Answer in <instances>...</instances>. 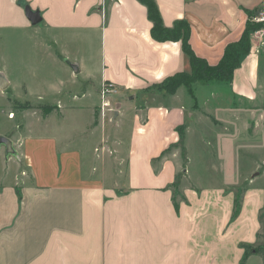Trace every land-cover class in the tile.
I'll list each match as a JSON object with an SVG mask.
<instances>
[{"label":"crops","instance_id":"obj_1","mask_svg":"<svg viewBox=\"0 0 264 264\" xmlns=\"http://www.w3.org/2000/svg\"><path fill=\"white\" fill-rule=\"evenodd\" d=\"M154 1L166 26L189 22L194 52L211 65L241 38L249 13L259 15L264 8V0ZM26 5L40 11V23L29 20ZM152 26L139 0H0V32L31 33L55 60L79 64L78 74L70 66L68 72L84 74L82 80L75 77L71 89L59 80L34 99L30 85H21L22 98L14 78L0 70V78L9 82L0 91V114L12 120L34 115V122L22 120L10 128L0 120V135L11 138L19 154L6 156L5 146L0 148V264H264V254L257 252L244 259L243 246L264 248V183L249 182L236 217L237 182L185 183V169V181L176 185L183 164L170 152L182 140L180 127L196 114L183 97L154 85L190 71L191 64L180 41H156ZM263 54L264 33L252 37L250 54L234 72V95L257 99L264 88ZM104 82L114 87L106 98L110 103L123 95L135 99L127 120L113 125L121 140L128 136L127 150L114 151V166L107 163L105 149L97 150L108 136V119L98 118ZM77 87L99 94L100 102L75 107L41 95H63ZM10 93L31 107L10 116ZM34 101L61 111L38 116L32 110L41 105ZM118 104L124 106L123 98ZM69 112H86L84 129L75 119L76 128L65 132ZM176 186L184 196L178 208Z\"/></svg>","mask_w":264,"mask_h":264},{"label":"rangeland","instance_id":"obj_2","mask_svg":"<svg viewBox=\"0 0 264 264\" xmlns=\"http://www.w3.org/2000/svg\"><path fill=\"white\" fill-rule=\"evenodd\" d=\"M252 37H257V35L254 33ZM37 43L38 37L31 33L0 32V70L7 71L14 78L16 91L20 97L25 98V89L21 86L23 83L31 86L34 99H37L40 95L39 92H44L50 83L62 80L67 88L71 89L75 77H79L80 80L83 79L84 74L78 76L68 72L67 67H69V64L67 60L62 62L55 60L51 55L43 52ZM261 78L264 81V64ZM0 80L5 83L7 79L0 78ZM6 82V87L0 86V91L8 88L9 82ZM192 87L193 95L188 92L186 87H180L174 94L183 97L190 110L196 114V117L188 124L186 123L180 127L182 140L170 152L171 155L172 153L178 154L180 162L183 164L176 185H180L185 181V179L183 181L181 179L185 174V169H188L190 180L185 183L191 182L203 187L219 185L218 179L226 178L229 182L238 183V186L234 187L235 200L238 199L242 206L249 182L254 181L253 183H256V185L264 183V88L260 87L258 97L255 99V97L248 95H243L244 98L234 95L229 82L199 80ZM72 90L63 95L56 93H42L41 95L46 99L51 98V102L55 103H58L59 98H61L63 102H67L65 104L75 107L100 102L99 94L94 93L92 90L90 95L85 94L84 87ZM9 95L12 104L11 110L8 112L9 115L10 112L14 116L19 109L30 108L29 105L32 102H18L12 100V93ZM110 97H112L111 93L106 98ZM120 97L125 102L124 106L118 104L121 99L118 96L111 103L109 99H106L108 105L105 106L104 112L106 119H108L106 126L108 136H106V140L98 144L99 149H97L99 152L105 149L103 152L107 158L106 161L112 163V166L116 164L115 156L117 152L114 151L120 149L125 151L128 148V136L121 140L118 136L121 132L116 131L113 125L116 122L118 124L119 120H127L133 112L131 102L135 100L127 95ZM33 103H36L35 105L40 104L45 109H51L52 111L49 113L51 115L48 114L50 117L55 113L59 115L61 111L60 107H54L50 103L43 104L40 101H34ZM37 108L32 110V113L38 116H40V113L44 115L42 110L39 107ZM120 110L124 112V116L120 115ZM116 111H118L117 115H115ZM84 113L86 112H69L68 119L63 122L65 132H68L71 128H76L77 120H80L77 125L78 129H84L86 122V114ZM99 114L98 118H102V107ZM73 115H75L74 118ZM0 117V120L4 123V128H10L23 120L19 116L14 120L9 119L7 115L0 114ZM109 119H111V122ZM24 120L23 122L29 120L34 122V115L30 114L28 119L24 118ZM47 127L52 128L53 123H48ZM124 134H127L126 128ZM129 138H131L130 135ZM105 146L107 147L105 148ZM89 148V153L93 154L91 153L93 147L90 146ZM95 160L97 165L101 167V161L96 157ZM127 164L122 163V171H126ZM125 175L128 177L126 173L122 174V177L120 176L122 182ZM122 185L124 186V184ZM175 190H177V186L174 188ZM178 192L180 195L182 194V191L178 190ZM260 216L262 219L264 218V208L260 210Z\"/></svg>","mask_w":264,"mask_h":264},{"label":"trees","instance_id":"obj_3","mask_svg":"<svg viewBox=\"0 0 264 264\" xmlns=\"http://www.w3.org/2000/svg\"><path fill=\"white\" fill-rule=\"evenodd\" d=\"M148 8V16L153 22L151 28L152 37L159 42L164 41H180L184 53L189 58L191 69L190 71L177 72L172 76L167 77L161 83L154 85L164 92L174 95L180 87H186L190 94L193 93L192 85L199 81L216 80L222 83L231 82L235 70L240 67L242 61L247 57L252 48V35L264 28L263 22H256L254 18L257 13H249V19L241 38L238 41L231 42L226 46L225 52L217 65H211L205 58L198 56L190 43L191 26L187 20H177L173 26H166L163 22L162 16L158 6L154 0H139ZM24 107V106H23ZM28 107V106H27ZM31 107V105H29ZM44 115H48L52 110L45 109L39 106ZM178 189L174 191V204L178 208L180 203L178 200ZM241 202L235 200L234 217L238 216L240 212ZM245 256L248 257L251 252H257L260 255L264 254L263 247H254L250 244H244Z\"/></svg>","mask_w":264,"mask_h":264},{"label":"water","instance_id":"obj_4","mask_svg":"<svg viewBox=\"0 0 264 264\" xmlns=\"http://www.w3.org/2000/svg\"><path fill=\"white\" fill-rule=\"evenodd\" d=\"M25 12L27 17L29 18V20L33 23V24H38L42 21V16L40 11L38 10H33L29 5L25 6ZM69 66L73 69V72L75 74H78L80 72V68H79V64L78 63H72L68 61ZM1 81V80H0ZM7 82L5 81H1L0 86L1 87H6ZM118 114V111L115 112V115ZM4 145L5 146V154L6 156L9 155H14L16 157L19 156L17 150L14 147V142L11 138L4 136V135H0V148L1 146Z\"/></svg>","mask_w":264,"mask_h":264},{"label":"built area","instance_id":"obj_5","mask_svg":"<svg viewBox=\"0 0 264 264\" xmlns=\"http://www.w3.org/2000/svg\"><path fill=\"white\" fill-rule=\"evenodd\" d=\"M254 20L256 22H263L264 23V8L263 10L259 13V15H257ZM264 33V28L258 30L255 32L256 35H260ZM114 90V87H112L111 85H109L108 83H103L102 87L100 89L101 92V96H102V112H103V117H105V106L108 105V100H106L107 95H109L110 93H112V91ZM11 116H13V114H11Z\"/></svg>","mask_w":264,"mask_h":264}]
</instances>
